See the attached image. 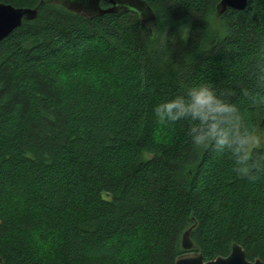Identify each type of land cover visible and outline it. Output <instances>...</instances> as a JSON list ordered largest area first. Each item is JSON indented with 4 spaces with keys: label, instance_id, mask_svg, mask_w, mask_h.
<instances>
[{
    "label": "trees",
    "instance_id": "trees-1",
    "mask_svg": "<svg viewBox=\"0 0 264 264\" xmlns=\"http://www.w3.org/2000/svg\"><path fill=\"white\" fill-rule=\"evenodd\" d=\"M42 1L0 0L39 8L0 42V264H175L190 229L206 262L238 244L264 263V173L236 175L194 149L187 121L154 114L208 82L264 134V90L241 95L264 0L219 20L221 0H142L157 29L133 11L87 19Z\"/></svg>",
    "mask_w": 264,
    "mask_h": 264
},
{
    "label": "clouds",
    "instance_id": "clouds-1",
    "mask_svg": "<svg viewBox=\"0 0 264 264\" xmlns=\"http://www.w3.org/2000/svg\"><path fill=\"white\" fill-rule=\"evenodd\" d=\"M189 31L182 25L180 38L187 40ZM251 60L253 87L243 88L241 95L254 101V90H264V45L252 53ZM232 95L211 83H196L157 104L155 118L161 125L187 121L186 135L194 149L227 156L236 175L255 182L264 173V134L249 125L240 106L230 99Z\"/></svg>",
    "mask_w": 264,
    "mask_h": 264
},
{
    "label": "water",
    "instance_id": "water-1",
    "mask_svg": "<svg viewBox=\"0 0 264 264\" xmlns=\"http://www.w3.org/2000/svg\"><path fill=\"white\" fill-rule=\"evenodd\" d=\"M248 2L249 0H221L217 7V20L229 9L245 10ZM101 3L106 4L107 8H102ZM45 4L61 5L78 16L87 19L133 11L140 15V19L144 24L157 29V20L154 13L142 0H43L41 5ZM38 15L39 8H16L12 5L0 4V42L20 28L24 21H34ZM191 231V229L188 230L182 239L183 250L187 253L178 257L175 264H264L260 260L248 261L246 252L238 244L232 246V251L228 257H220L214 261L206 262L201 253L193 251Z\"/></svg>",
    "mask_w": 264,
    "mask_h": 264
}]
</instances>
